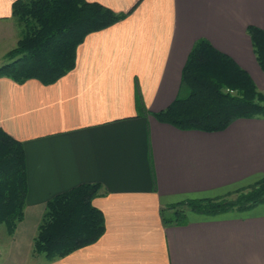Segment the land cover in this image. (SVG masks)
Wrapping results in <instances>:
<instances>
[{"label":"crops","instance_id":"1","mask_svg":"<svg viewBox=\"0 0 264 264\" xmlns=\"http://www.w3.org/2000/svg\"><path fill=\"white\" fill-rule=\"evenodd\" d=\"M14 1L0 0V31L17 34L13 48ZM85 1L127 16L86 36L74 68L53 84L0 78V129L23 144L27 178L24 219L12 237L5 231L0 264H264V204L213 218L189 213L185 226L160 216L168 205L264 179V119L205 133L153 118L178 95L198 39L260 90L264 74L246 28L264 31V0ZM82 184L101 186L92 204L104 216L102 237L52 262L32 254L47 201Z\"/></svg>","mask_w":264,"mask_h":264},{"label":"trees","instance_id":"2","mask_svg":"<svg viewBox=\"0 0 264 264\" xmlns=\"http://www.w3.org/2000/svg\"><path fill=\"white\" fill-rule=\"evenodd\" d=\"M11 16L19 30L16 46L5 55L0 78L17 84L36 79L55 83L70 72L86 36L124 20L126 14L85 0H16ZM256 63L264 74V31L248 26ZM158 122L181 131L218 133L239 119H264V94L250 75L206 39L192 46L181 73L178 95ZM99 184H82L47 201L32 243V254L52 262L97 242L104 216L92 204ZM27 195L23 144L0 129V227L12 237L24 219ZM234 200L235 205L228 204ZM264 204V179L227 196L184 200L160 211L164 225L185 226L188 214L216 217L246 212Z\"/></svg>","mask_w":264,"mask_h":264},{"label":"rangeland","instance_id":"3","mask_svg":"<svg viewBox=\"0 0 264 264\" xmlns=\"http://www.w3.org/2000/svg\"><path fill=\"white\" fill-rule=\"evenodd\" d=\"M4 30H1L0 31V33L2 32V33H4V32H6V31H4ZM6 34H7V39H5L4 40V42L3 41H1V43H2V45H1V47H0V51L1 50H3L4 48L5 49H7V50H10L11 48H13V46H14V42H15V39H17L18 37H17V34H16V37H15V39L14 38H9V33H8V31L6 32ZM13 34H14V32H13ZM2 52V51H1ZM6 62H5V59H3V58H1L0 59V66H2L3 64H5ZM260 92H262L263 94H264V85H261L260 86V90H259ZM5 228L3 227V226H1L0 227V242H1V240H3L4 238H5ZM26 248L27 247H24V252L23 253H25L26 252ZM2 256H4V254L2 255ZM1 256V257H2ZM28 264H35V262H33V261H30V262H28Z\"/></svg>","mask_w":264,"mask_h":264},{"label":"water","instance_id":"4","mask_svg":"<svg viewBox=\"0 0 264 264\" xmlns=\"http://www.w3.org/2000/svg\"><path fill=\"white\" fill-rule=\"evenodd\" d=\"M228 204L235 205V201L234 200H230V201H228Z\"/></svg>","mask_w":264,"mask_h":264}]
</instances>
